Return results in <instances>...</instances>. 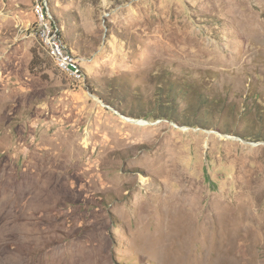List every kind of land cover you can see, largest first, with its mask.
<instances>
[{"label": "rangeland", "instance_id": "374dc122", "mask_svg": "<svg viewBox=\"0 0 264 264\" xmlns=\"http://www.w3.org/2000/svg\"><path fill=\"white\" fill-rule=\"evenodd\" d=\"M225 256L264 264V0H0V264Z\"/></svg>", "mask_w": 264, "mask_h": 264}, {"label": "built area", "instance_id": "2783aa9c", "mask_svg": "<svg viewBox=\"0 0 264 264\" xmlns=\"http://www.w3.org/2000/svg\"><path fill=\"white\" fill-rule=\"evenodd\" d=\"M38 36L55 64L75 79L81 78L79 59L61 39L56 30L47 24L40 27Z\"/></svg>", "mask_w": 264, "mask_h": 264}, {"label": "bare ground", "instance_id": "6f19581e", "mask_svg": "<svg viewBox=\"0 0 264 264\" xmlns=\"http://www.w3.org/2000/svg\"><path fill=\"white\" fill-rule=\"evenodd\" d=\"M220 210H221V208H220ZM224 222V221H223ZM223 225V224H222ZM224 228V227H223ZM228 229V228H227ZM230 231V230H229ZM236 231V230H235ZM237 232V231H236ZM225 233V232H224ZM223 233V234H224ZM227 233V232H226ZM222 235V234H221ZM227 235H228V233H227ZM216 237V236H215ZM221 237V236H220ZM225 238V237H224ZM221 240H223V238H221ZM225 240V239H224ZM236 240V239H235ZM217 241V240H216ZM220 243V242H219ZM226 243V242H225ZM227 244H229L230 245V247L229 248H227V247H225L226 249H225V251H226V253H230V252H232L233 251V249L235 248V244L236 243H234V241L231 239V238H229L228 237V239H227ZM214 245H215V243H214ZM222 246H223V244H221ZM215 248H216V246H215ZM222 249V248H221ZM20 264V263H19ZM218 264H237V261L235 260V259H232V258H230L229 256H225V259H223V260H220L219 261V263Z\"/></svg>", "mask_w": 264, "mask_h": 264}]
</instances>
